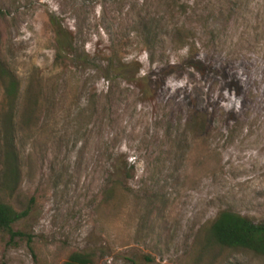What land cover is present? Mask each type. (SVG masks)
I'll use <instances>...</instances> for the list:
<instances>
[{"label": "rangeland", "instance_id": "rangeland-1", "mask_svg": "<svg viewBox=\"0 0 264 264\" xmlns=\"http://www.w3.org/2000/svg\"><path fill=\"white\" fill-rule=\"evenodd\" d=\"M166 1L0 0L22 167L0 201L29 208L14 225L25 236L0 238V264L72 252L97 264H264L210 233L223 211L264 222V0H184L179 18ZM149 14L165 33L154 56L136 36ZM177 23L194 33L186 47L170 39ZM113 51V63L140 65V81L106 79ZM8 85L0 78V165ZM116 179L122 195L105 205Z\"/></svg>", "mask_w": 264, "mask_h": 264}, {"label": "trees", "instance_id": "trees-1", "mask_svg": "<svg viewBox=\"0 0 264 264\" xmlns=\"http://www.w3.org/2000/svg\"><path fill=\"white\" fill-rule=\"evenodd\" d=\"M167 8L171 17L184 16L190 9L189 4L184 0H167ZM144 16L139 20L136 30V36L140 39L141 45L145 48L147 53L154 54L158 51V47L163 43L165 33L163 31L162 20L152 16ZM2 16L0 12V17ZM152 16V17H151ZM176 18V19H177ZM175 29L169 34L172 43L176 47L182 48L189 45V41L194 36V33L185 29L183 23H177ZM61 34V33H59ZM62 35V34H61ZM63 40L59 41V56L67 52L68 45L66 43L65 36H62ZM3 38L0 29V78H6L9 80L7 89V98L9 100V112L4 117L5 130L3 131V150L2 160L0 165V186L2 192L12 196L20 187L22 178V167L20 160V153L18 151V143L13 127V105L18 96V82L15 79V74L7 67L2 56ZM116 51L112 52L111 64L107 65L105 71L106 79L108 81H130L137 82L141 79L138 78L141 68L137 65L136 68L130 67L131 63H113L114 55ZM197 54V53H196ZM63 55V56H64ZM84 60V59H83ZM81 58H77L75 55V65L84 63ZM191 68L198 67V62L190 63ZM129 67L134 68L133 72H129ZM76 68V67H75ZM149 79V78H148ZM79 81H75V103L77 102L78 85ZM146 94L151 93L150 85H148ZM114 84L109 87L110 91H113ZM207 119L206 114H200L195 118ZM3 121V122H4ZM193 127L195 130L198 128H205L204 123L196 122ZM122 181L116 179L111 181V186L104 194L103 203L108 205L113 203L122 195ZM29 215V208L18 211L12 205L0 201V238L5 236L9 237L11 242H14L17 238H23L24 233L20 231H14V225L24 220ZM210 233L214 241L226 248L248 250L256 255L264 256V222L255 223L251 219L241 216L240 214L223 211L221 212L210 227ZM62 264H97V255L95 253H83L72 252L68 258Z\"/></svg>", "mask_w": 264, "mask_h": 264}]
</instances>
